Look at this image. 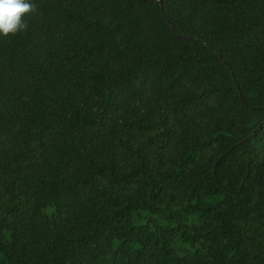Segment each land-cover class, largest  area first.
I'll use <instances>...</instances> for the list:
<instances>
[{
    "label": "trees",
    "instance_id": "16d2710c",
    "mask_svg": "<svg viewBox=\"0 0 264 264\" xmlns=\"http://www.w3.org/2000/svg\"><path fill=\"white\" fill-rule=\"evenodd\" d=\"M30 2L0 264H264V0Z\"/></svg>",
    "mask_w": 264,
    "mask_h": 264
},
{
    "label": "clouds",
    "instance_id": "9594fccd",
    "mask_svg": "<svg viewBox=\"0 0 264 264\" xmlns=\"http://www.w3.org/2000/svg\"><path fill=\"white\" fill-rule=\"evenodd\" d=\"M35 11L36 6L30 0H0V37L25 30L24 16Z\"/></svg>",
    "mask_w": 264,
    "mask_h": 264
},
{
    "label": "water",
    "instance_id": "95a60500",
    "mask_svg": "<svg viewBox=\"0 0 264 264\" xmlns=\"http://www.w3.org/2000/svg\"><path fill=\"white\" fill-rule=\"evenodd\" d=\"M252 135H253V133H252L250 136H252ZM245 140H246V139H245ZM224 155H225V154L221 155V157L216 161V163L214 164V169H215V167L217 166V164L219 163V161L224 157ZM246 178H247V177H245V178L243 179L240 188H242V187L244 186V183H245V181H246Z\"/></svg>",
    "mask_w": 264,
    "mask_h": 264
}]
</instances>
